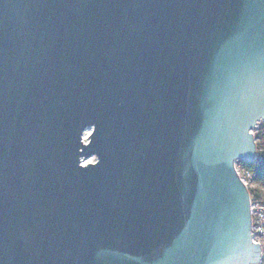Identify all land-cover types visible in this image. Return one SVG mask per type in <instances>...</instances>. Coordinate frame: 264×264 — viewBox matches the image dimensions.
I'll return each instance as SVG.
<instances>
[{
	"label": "water",
	"instance_id": "water-1",
	"mask_svg": "<svg viewBox=\"0 0 264 264\" xmlns=\"http://www.w3.org/2000/svg\"><path fill=\"white\" fill-rule=\"evenodd\" d=\"M260 121L264 0H0V264H260Z\"/></svg>",
	"mask_w": 264,
	"mask_h": 264
},
{
	"label": "built area",
	"instance_id": "built-area-1",
	"mask_svg": "<svg viewBox=\"0 0 264 264\" xmlns=\"http://www.w3.org/2000/svg\"><path fill=\"white\" fill-rule=\"evenodd\" d=\"M87 133L84 140L87 139ZM89 160H83L82 164L86 165ZM236 163L237 171L240 174L242 181L247 185L249 191L253 190L260 193V198L254 200L251 193V215H252V238L255 242L261 245V262L264 264V188L255 180V174L245 169Z\"/></svg>",
	"mask_w": 264,
	"mask_h": 264
},
{
	"label": "trees",
	"instance_id": "trees-1",
	"mask_svg": "<svg viewBox=\"0 0 264 264\" xmlns=\"http://www.w3.org/2000/svg\"><path fill=\"white\" fill-rule=\"evenodd\" d=\"M256 137L257 156L253 162L238 161L245 171H251L255 174V180L264 188V122L260 123L258 131L254 135ZM254 200L260 198V193L251 190Z\"/></svg>",
	"mask_w": 264,
	"mask_h": 264
},
{
	"label": "rangeland",
	"instance_id": "rangeland-1",
	"mask_svg": "<svg viewBox=\"0 0 264 264\" xmlns=\"http://www.w3.org/2000/svg\"><path fill=\"white\" fill-rule=\"evenodd\" d=\"M262 122H264V121H260L259 123H262ZM259 123L257 124L258 126H256L255 129H253V131H252L254 135H255V133H256V132L258 131V129H259V125H260ZM89 133H90L89 130H87V135H89ZM88 160H89V162H94V161L96 160V157H91V158L88 159ZM238 165H239V164H238Z\"/></svg>",
	"mask_w": 264,
	"mask_h": 264
}]
</instances>
